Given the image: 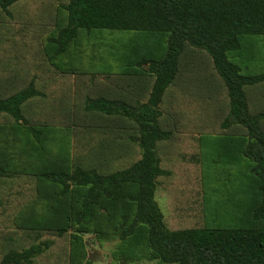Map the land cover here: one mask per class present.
<instances>
[{
	"label": "rangeland",
	"instance_id": "374dc122",
	"mask_svg": "<svg viewBox=\"0 0 264 264\" xmlns=\"http://www.w3.org/2000/svg\"><path fill=\"white\" fill-rule=\"evenodd\" d=\"M67 2L19 0L8 13L0 8V99L31 84L40 92L23 104L25 123L0 113V260L11 250L51 240L33 264L71 263L75 228L60 236L40 225L50 214L48 194L58 190L41 180L46 165L64 157L72 167L110 173L141 157L134 121L89 110L87 100H148L155 77L125 72V54L145 38L137 32L81 31L67 52L56 55L49 38L66 25L61 5ZM246 40L248 49L229 57L245 74L264 73V35H245ZM244 89L250 113L264 114V81ZM159 109L161 126L172 133L158 143L161 166L169 174L158 178L156 199L167 226L258 227L250 217L258 203L250 186L251 161L237 153L248 141L247 129L239 123L223 126L230 98L207 51L186 44L178 75ZM26 126L37 128L40 138ZM260 128L264 132V118ZM227 145L236 159L225 155ZM79 235L83 262L166 264L144 246L132 248L121 241L112 227L97 226Z\"/></svg>",
	"mask_w": 264,
	"mask_h": 264
},
{
	"label": "trees",
	"instance_id": "16d2710c",
	"mask_svg": "<svg viewBox=\"0 0 264 264\" xmlns=\"http://www.w3.org/2000/svg\"><path fill=\"white\" fill-rule=\"evenodd\" d=\"M17 1L0 0V8L8 13ZM61 6L67 23L49 38L56 55L67 52L81 31L137 32L145 41L134 43L125 54V72L155 77L145 102L129 104L105 97L87 100L89 110L134 121L139 130V160L124 169L103 173L80 165L72 167L61 157L39 173L41 180L58 187L48 194L50 214L40 225L60 236L75 228L70 264H92L89 259L82 261L84 240L79 234L97 226L112 227L120 232L121 241L132 248L144 246L152 258L166 264H264V132L260 128L264 114L250 113L244 89L263 82L264 73L245 74L242 65L233 62L232 54L229 57L230 52L248 49L245 35H264V0H68ZM186 44L209 53L227 86L230 114L223 126L239 123L247 129L248 141L237 153L251 161L249 171L254 177L250 186L258 203L250 217L259 222L256 228L172 230L156 199L158 178L169 174L161 166L158 143L172 136L160 124L159 106L178 75ZM39 94L31 84L2 98L0 113L10 114L18 124L25 123L23 104ZM26 127L40 138L37 128ZM223 151L236 159L229 145ZM3 173L0 165V176ZM51 245L52 241L46 240L20 251L11 250L0 264H33L34 258Z\"/></svg>",
	"mask_w": 264,
	"mask_h": 264
},
{
	"label": "water",
	"instance_id": "95a60500",
	"mask_svg": "<svg viewBox=\"0 0 264 264\" xmlns=\"http://www.w3.org/2000/svg\"><path fill=\"white\" fill-rule=\"evenodd\" d=\"M233 118H235V116H233Z\"/></svg>",
	"mask_w": 264,
	"mask_h": 264
}]
</instances>
